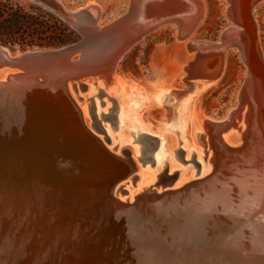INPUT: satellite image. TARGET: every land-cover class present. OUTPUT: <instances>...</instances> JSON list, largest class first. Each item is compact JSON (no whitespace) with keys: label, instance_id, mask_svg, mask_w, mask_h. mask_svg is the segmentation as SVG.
Returning <instances> with one entry per match:
<instances>
[{"label":"water","instance_id":"95a60500","mask_svg":"<svg viewBox=\"0 0 264 264\" xmlns=\"http://www.w3.org/2000/svg\"><path fill=\"white\" fill-rule=\"evenodd\" d=\"M35 1L52 9L46 0ZM84 8L72 15H83ZM129 13L130 9L122 16ZM169 23L179 34V22ZM79 34L73 44L14 54L8 49L14 57H0V145L7 146L5 157L30 163L27 172L35 178L41 200L27 203L26 209L21 205L22 216H27L21 223L18 209L5 216L9 225H0V264H264V235L262 253L246 250L245 241L232 238L216 241L204 257L196 253L206 242L209 224L224 225L227 231L235 224L252 226L243 219L229 227L221 206L231 203L253 216L251 201L258 198L249 197L246 190L211 193L194 188L174 197L165 193L160 200L136 199L122 207L112 200V189L131 171L101 150L69 94L68 83L77 95L76 86L84 93L85 83L110 79L102 72H85L101 66L103 58L87 53L99 40ZM90 114L98 136L101 129L92 109ZM144 137L145 153L153 151L156 139ZM166 184L172 189L170 182ZM197 190L203 193L199 196ZM203 198H211L220 212L199 205Z\"/></svg>","mask_w":264,"mask_h":264},{"label":"bare ground","instance_id":"6f19581e","mask_svg":"<svg viewBox=\"0 0 264 264\" xmlns=\"http://www.w3.org/2000/svg\"><path fill=\"white\" fill-rule=\"evenodd\" d=\"M191 1L127 0L130 13L127 16L116 18L113 22L104 26H101L102 9L94 6L97 4L95 2L85 5L84 10H82L83 15L79 16L72 15L73 12H78L79 10H75L69 14L64 13L63 10H66V8L61 0H46V3L53 10L61 14L66 21L72 24L87 39H91L92 42L99 40V43L88 48L87 53L90 56L102 55L103 63L99 67H90L85 72H102L104 75L109 76L110 79L109 81L94 79L90 83H85V94L88 93L90 87H98L102 82L106 85L118 83L124 90H128L130 81L117 72L119 60L129 49L143 42L151 32L160 31L167 25H171L169 23L170 20L179 22V41L190 53L196 54V60L194 62L191 61L183 69L187 74L185 80L193 81V83L189 84V91L197 84L199 85L188 97L185 109H183V115L179 116V120L184 118L183 120L187 123L184 129L187 144L191 141L189 124L195 112L194 101L196 97L203 90L215 85L219 81L223 72V61L224 57L227 56V50H239L242 59L249 67V71L247 73L248 80L246 87L238 96L237 108L231 111L223 121L213 118L203 119L199 117L198 113V115L196 114V120L200 123V127L196 128V135L200 137L199 141H201V144L205 148V154L212 156H209L210 160L207 167L203 166L201 172H199V175L207 174V176L197 180L194 177L184 179L183 175L179 173L178 176H175L170 181L172 189L166 191L155 188L161 184L159 182L155 183V179L158 176H152L147 173L143 177L144 172H142L143 170H141L140 166L137 168L132 160L115 153L114 150L107 146L104 139H101L93 132L87 117L88 111L86 113L83 104H80L83 101L80 94L82 91L79 86H76L77 95H74L71 83L67 84V88L76 107L82 114L85 130L98 142L101 150L109 158L114 159L117 165L124 168L123 170L131 171V174L124 180H128V182L124 183V181H121V184L119 183L112 189L110 196L112 200L117 202V206L132 205L136 199L143 198L160 200L165 193L174 197L185 191H192L194 188L200 191L209 190L211 193H217L220 190L226 189L233 191L239 189L246 190L249 193V197L257 196L258 198V200L253 199L250 206V209L252 208L257 211H251L250 213L253 212L257 216H246L244 209H237L231 203L224 202L221 206L223 205L222 210H224L225 218L229 219V221L232 220V222L225 220V218L222 219L228 223L229 227H231L234 221L243 219L250 224L252 223V226L246 228L245 226L242 227L235 224V226L230 228V231H227L228 227L226 229L224 225L220 227L221 225L217 223L209 224V227L205 231L206 235H204L206 242L196 247V253L204 257L205 254L211 253V247L216 241L219 242L230 238L236 241H245L246 250L252 249L253 252L262 253L263 247L260 248V246H262L264 235V219L262 217L264 216V57L257 42V28L255 29V25H253L254 23L252 24L249 15H252V10L264 3V0H228L229 8L227 15L236 26L231 27L232 29L223 33L222 42L216 44L212 42L192 43L190 41L193 28L187 27V20H185L184 16L191 8ZM155 7H162V9L156 11ZM203 15L204 13L200 14V19L203 18ZM0 57L12 59L14 56L8 49L0 48ZM152 89L157 90V87L152 86ZM145 99L150 104V96L145 95ZM141 112L138 114L139 119L141 118ZM186 112L188 113L187 119ZM128 117L127 108L123 105L121 109V121H129ZM234 130L240 131L241 137H237L238 135L233 132ZM162 147H164V141ZM102 151L100 152L102 153ZM136 172H140L142 175L137 174L138 176L135 179V186L133 188L138 186L139 189L135 194L124 191L126 195H129L128 198H120V190L132 184L130 183V179L134 178L133 174ZM140 186H143V188ZM198 190L196 194L200 196V193L203 192H199ZM209 199L203 198L200 201L198 200V204H202L205 208L212 207L216 213H219L220 209H217V203H214L211 198ZM7 201V196L0 195V225L4 228H7V225H9V220L6 218L10 217L9 208L6 206ZM24 208L26 209L28 206L24 205ZM17 209L20 212L18 216L21 223L22 219L27 216H22L21 207ZM257 209L262 211L260 212ZM29 215L32 216L33 214ZM261 217L262 219H260ZM234 218L235 220H233ZM254 225L256 230H253L255 229ZM253 243H256V246Z\"/></svg>","mask_w":264,"mask_h":264},{"label":"rangeland","instance_id":"374dc122","mask_svg":"<svg viewBox=\"0 0 264 264\" xmlns=\"http://www.w3.org/2000/svg\"><path fill=\"white\" fill-rule=\"evenodd\" d=\"M13 1L26 11H30V7H39L49 12L55 19L65 23L74 33L75 38L73 42L66 45L79 41V31L55 10L35 0ZM61 2L66 8L63 10L66 14L91 2L97 3L94 6L102 9L101 26L121 17L128 9L127 0H61ZM190 5L191 8L184 18L187 20V27L193 28L190 39L192 43H218L223 33L236 26L227 15L229 8L227 0H192ZM161 9L162 7H155L156 11ZM201 13H204L202 19H200ZM249 18L252 24L254 23L255 29L257 28V42L264 57V3L255 7ZM179 38L177 27L167 25L160 31L151 32L143 42L132 47L122 56L117 72L130 81L128 90H124L118 83L106 85L102 82L98 87H90L88 93H80L83 98L80 104H83L86 113L88 111L89 124L93 123L90 114L92 109L97 125L101 129L98 136L104 139L107 146L115 153L132 160L137 168L140 166L144 172L143 177L147 173L158 176L155 183L161 184L155 188L159 190H168L170 187L166 183L179 173L184 179L194 177L197 180L207 176V174L199 175L203 166L207 167L211 155L205 154V148L199 141L200 137L196 135V128L200 127L196 114L198 113L203 119L225 120L226 116L237 108L238 96L249 71L239 50L228 49L219 81L203 90L194 101L195 112L189 124L191 141L187 144L184 133L187 123L183 120L184 118L179 120V116L183 115L188 97L199 85L197 84L189 91V84L193 81L185 80L187 74L183 69L191 61L196 60V54L190 53ZM6 48L13 54L37 49L26 47L23 50L19 44ZM152 86H156L157 90H153ZM145 95L150 96V104L146 102ZM123 105L126 106L129 114V121L125 122L121 121ZM139 112H141L140 119ZM187 118L188 113L186 112ZM233 132L238 135L237 137H241L240 131L234 130ZM144 135H150L156 139L153 143V151L145 153L144 143L147 139ZM163 141L164 147H162ZM11 146L14 147V145ZM6 149V145H0L2 152L0 155V187H3L0 195L7 196L6 206L9 211L13 208H20L21 205L26 206L27 203L40 202L35 188V178L28 173L30 163L21 158L5 157L4 150ZM148 155L150 159H147ZM137 174L141 173H134V178L130 179L132 184L120 190V198H128L129 195H126L124 191L134 194L137 192L138 186L133 188ZM140 187L143 188V186Z\"/></svg>","mask_w":264,"mask_h":264},{"label":"trees","instance_id":"16d2710c","mask_svg":"<svg viewBox=\"0 0 264 264\" xmlns=\"http://www.w3.org/2000/svg\"><path fill=\"white\" fill-rule=\"evenodd\" d=\"M75 40L68 26L39 7L26 11L13 0H0V45L23 50L53 48Z\"/></svg>","mask_w":264,"mask_h":264}]
</instances>
